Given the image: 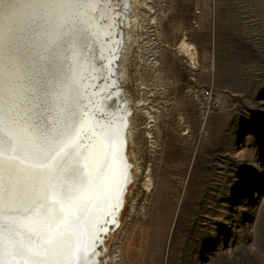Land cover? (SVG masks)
<instances>
[{
	"label": "rangeland",
	"instance_id": "374dc122",
	"mask_svg": "<svg viewBox=\"0 0 264 264\" xmlns=\"http://www.w3.org/2000/svg\"><path fill=\"white\" fill-rule=\"evenodd\" d=\"M145 4L125 90L153 122L133 114L139 179L99 261L264 264V0Z\"/></svg>",
	"mask_w": 264,
	"mask_h": 264
},
{
	"label": "bare ground",
	"instance_id": "6f19581e",
	"mask_svg": "<svg viewBox=\"0 0 264 264\" xmlns=\"http://www.w3.org/2000/svg\"><path fill=\"white\" fill-rule=\"evenodd\" d=\"M145 1L0 0V264H101L152 119L125 90Z\"/></svg>",
	"mask_w": 264,
	"mask_h": 264
},
{
	"label": "snow or ice",
	"instance_id": "6c2138e0",
	"mask_svg": "<svg viewBox=\"0 0 264 264\" xmlns=\"http://www.w3.org/2000/svg\"><path fill=\"white\" fill-rule=\"evenodd\" d=\"M105 231H106V229H105Z\"/></svg>",
	"mask_w": 264,
	"mask_h": 264
},
{
	"label": "built area",
	"instance_id": "2783aa9c",
	"mask_svg": "<svg viewBox=\"0 0 264 264\" xmlns=\"http://www.w3.org/2000/svg\"><path fill=\"white\" fill-rule=\"evenodd\" d=\"M208 96V95H207Z\"/></svg>",
	"mask_w": 264,
	"mask_h": 264
}]
</instances>
